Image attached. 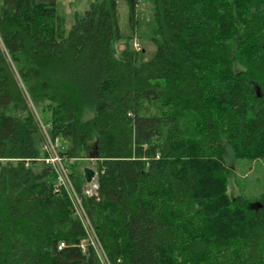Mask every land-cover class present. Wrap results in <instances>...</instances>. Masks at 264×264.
Segmentation results:
<instances>
[{
    "label": "trees",
    "instance_id": "trees-1",
    "mask_svg": "<svg viewBox=\"0 0 264 264\" xmlns=\"http://www.w3.org/2000/svg\"><path fill=\"white\" fill-rule=\"evenodd\" d=\"M59 1L0 0V264H102L26 95L110 264H264V199L231 196L226 165L264 160V0H124L127 35L120 0L68 28ZM134 37L149 59L117 49Z\"/></svg>",
    "mask_w": 264,
    "mask_h": 264
},
{
    "label": "rangeland",
    "instance_id": "rangeland-1",
    "mask_svg": "<svg viewBox=\"0 0 264 264\" xmlns=\"http://www.w3.org/2000/svg\"><path fill=\"white\" fill-rule=\"evenodd\" d=\"M87 7L86 0H61L59 1V9L65 14L67 17L66 28H68L71 24V20L73 15L78 12L84 11ZM124 0H120L118 2V11H119V26L123 34L127 35V8ZM146 6L144 8L146 10ZM127 42V41H126ZM125 41H120L116 47L118 50L124 48V45L127 47H132L134 44H138L140 51L143 49L142 53L143 59L147 60L155 51V45L146 40H139L136 37L132 38L129 43ZM22 86V84L20 83ZM23 88V87H22ZM28 108L33 114L36 122L40 126V148L42 151L41 145L47 142V138L53 139V136L48 131V126L42 119L40 112L38 111L37 106L35 107V103H33L30 98L26 95ZM42 124V125H41ZM46 132V133H45ZM61 144L64 143L60 140ZM43 152V151H42ZM226 165L230 170V174L228 177V193L231 196H236L238 194L244 196L250 203L259 202L261 204L264 199V160H245V159H236L231 155H228L226 158ZM89 167L93 168V163L90 161L79 160L76 162L77 170H81L82 168ZM68 169V167H67ZM83 170V169H82ZM69 177L70 171L68 169ZM71 179V177H70ZM72 180V179H71ZM95 180V178L93 179ZM92 180V181H93ZM90 183L85 182L84 190L91 189ZM86 195V194H85Z\"/></svg>",
    "mask_w": 264,
    "mask_h": 264
},
{
    "label": "built area",
    "instance_id": "built-area-1",
    "mask_svg": "<svg viewBox=\"0 0 264 264\" xmlns=\"http://www.w3.org/2000/svg\"><path fill=\"white\" fill-rule=\"evenodd\" d=\"M133 48L136 51L140 50L138 44H134ZM38 127L40 131V126L38 125ZM45 136L48 141L41 145L42 151L44 153L41 160L52 168L54 172V184L56 190L64 189L67 192V195L69 196L73 205L74 214L79 218L87 233L86 242H88V244H90L93 247L94 251L96 252L102 264H110L97 238L92 222L82 205L80 196L75 190L73 182L69 177L68 169L67 166L65 165L66 160L62 155L65 146L60 143L58 137L49 139L47 135ZM89 185L91 186V189H85L84 194L88 196L96 195L97 183L95 182V180L90 182ZM62 245L63 243H61L58 248H60Z\"/></svg>",
    "mask_w": 264,
    "mask_h": 264
},
{
    "label": "water",
    "instance_id": "water-1",
    "mask_svg": "<svg viewBox=\"0 0 264 264\" xmlns=\"http://www.w3.org/2000/svg\"><path fill=\"white\" fill-rule=\"evenodd\" d=\"M83 178L86 183L92 182L95 178V171L92 168L85 167L83 168ZM256 207H260L261 204L259 202L254 203Z\"/></svg>",
    "mask_w": 264,
    "mask_h": 264
}]
</instances>
